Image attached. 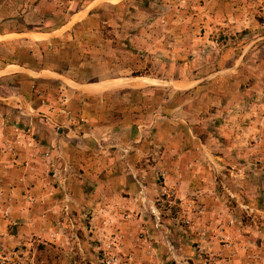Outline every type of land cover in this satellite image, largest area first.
<instances>
[{"label": "rangeland", "instance_id": "rangeland-1", "mask_svg": "<svg viewBox=\"0 0 264 264\" xmlns=\"http://www.w3.org/2000/svg\"><path fill=\"white\" fill-rule=\"evenodd\" d=\"M209 1L124 0L119 8L110 6L98 36L80 40L85 45L72 56L85 64L66 70L70 55L60 52L62 44L34 43L28 32L53 25L54 15L26 14L38 0H0V31L17 33L0 37V121L9 127L12 155L23 151L40 164L48 195L61 188L65 173L79 180L83 167L76 163H89L87 156L121 162L126 187L111 199L87 179L85 195L73 194L75 234L60 242L52 232L39 234L35 218L27 222L21 215L39 194L24 191L29 205H21L12 185L1 188L0 251L30 264H97L99 242L116 235L134 264H213L218 257L241 256L244 245L264 260V91L254 101L252 133L240 128L235 137L224 127L232 78L211 71L224 47L239 40L242 46L251 37L243 20H264V0H235L241 20L233 29L216 24L211 31L202 18ZM197 58L210 68L201 73V86L187 87L186 64ZM115 79L126 81L93 89ZM89 111L112 113L113 123L119 114L120 127L90 130L83 115ZM162 128L180 132L190 146L206 145L187 161L186 171L166 165L181 152L162 145ZM213 158L222 165L213 167ZM183 181L187 190L178 195ZM73 188L79 190L78 184Z\"/></svg>", "mask_w": 264, "mask_h": 264}, {"label": "crops", "instance_id": "crops-1", "mask_svg": "<svg viewBox=\"0 0 264 264\" xmlns=\"http://www.w3.org/2000/svg\"><path fill=\"white\" fill-rule=\"evenodd\" d=\"M123 1L124 0H38V3L28 6L26 14H29L31 9H34L42 13V15L49 17V19H51L50 16L53 14L54 21L51 26L28 31L30 33L29 35H31L30 39L38 44H47L50 42L62 44V50L60 52L63 53L65 50V52L67 51L70 55L67 60L66 70H72L73 68L78 70L77 67L84 65L85 60L81 61V59H79L75 61L72 56L77 54L80 47L85 45L82 44L80 40L88 39V41L91 42L94 36H98L100 33L98 30L99 21H103V16L106 13L105 9L110 6L119 8V6H122ZM219 1L220 0H210L208 5H204L202 11L203 27H207L209 31H211V29H216V24H224L229 27V29H233L236 26L234 22L241 20V17H237V5L235 0H229L224 6L222 5V7L219 6ZM206 9L211 11V13L205 12ZM59 16L62 17L58 18ZM243 22L244 29H249V32L252 33L251 37L246 39L245 44L242 46H240L242 41L239 40L234 46L224 47L218 56L215 67L211 70L215 72L214 75H228L232 78L230 94L224 99V102L227 103L225 106L227 109L225 114L229 116L230 119L224 127H228L235 137H238L240 128L248 135L252 133V129L256 123V119L252 113L256 106L254 101L259 99L264 91V20L256 22L253 16L249 15ZM10 34L17 33L0 31V37ZM192 60L196 61V66H192L191 63H193V61L186 64V75H184L182 83L187 85V87H199L206 79V77H203L201 80V73L208 71L210 65L206 63L205 58H202V60L199 58ZM74 64H78V66L73 67L72 65ZM193 71H195L196 74L193 75ZM68 92L73 93V90L70 88ZM83 115L87 119L89 129L101 133L114 131L120 127L119 124L122 122L119 114H117L115 117L116 120L113 123V119L111 121L110 116L114 118V115L112 113L105 114V111H89L84 112ZM162 129H165V134L159 138V141L161 140V143H163L162 145L165 147H173L181 152L178 159L175 160L172 158L166 165L173 168V170L186 171L187 161L191 159L194 161V158L200 155V145H203L204 148H206V145L200 141L199 143L194 142L193 145L190 146L180 132H174L173 128L170 130L168 128ZM162 129H159V131ZM9 133V127L4 126L3 122L0 121V189L2 188L5 190L8 185H12L14 188L12 192L15 195L14 199L18 200L21 205H29L27 203L28 199L25 200L24 198V191H26V194L28 190H30L31 193L39 194L37 198L34 199L35 204H32L31 207L24 206L25 209L21 215L27 222H29L30 217L35 218L36 231L41 235L43 234L45 237H48V233L52 232L54 240L60 242L64 240L65 237L75 234V231L72 229L75 225L71 213V209L74 207L73 194L80 193L81 196L85 195L86 187H84L83 184L87 182V179H89L88 184H92L93 181L99 183L107 196L111 199L115 197L119 198L121 192L126 188L124 177L119 171V166L122 165L121 162H117L116 165H110L109 157H104L103 159V156H101V162L97 163L93 157L87 156L89 163L86 161L81 164L74 162L76 163V168L78 166L83 167V173L80 179L78 180V177L74 174L69 172L65 173L63 177L65 180L64 183L62 182L63 185H61V188L59 187L56 190L57 193L55 195H48L49 186L47 187L48 184L44 183L45 180L42 177L44 173L43 168L40 167V164L33 163L32 159L27 158L23 151L20 152L18 156L12 155L8 147L9 144L6 142L8 139L6 135ZM237 144L238 143L233 144L235 149ZM250 145L252 146V144ZM248 146L249 143L246 147ZM20 150L22 149L20 148ZM210 155L221 158V155L215 156L212 153H210ZM212 162V166L215 168L222 165V163L219 160H215V158H213ZM67 165L73 167L72 165ZM194 168L195 166L193 169ZM69 169L70 168H68V170ZM193 175L194 174H192V176ZM184 176H186V173L183 172V178ZM185 182L186 181H183L181 184V193L178 191V195H185L187 190ZM76 184H78L79 190L73 188ZM71 190H73V192H71ZM59 194H61L60 198L57 197ZM64 208H67L65 212ZM66 221L68 223V228H64ZM32 230L33 229L28 226L25 231L29 233Z\"/></svg>", "mask_w": 264, "mask_h": 264}, {"label": "built area", "instance_id": "built-area-1", "mask_svg": "<svg viewBox=\"0 0 264 264\" xmlns=\"http://www.w3.org/2000/svg\"><path fill=\"white\" fill-rule=\"evenodd\" d=\"M97 248V264H134L133 256L124 252L121 241L116 235L105 241H100ZM247 245L243 246V254L227 255L218 257L213 264H264L261 255L255 252L247 253ZM0 264H30L25 258L11 256L10 254L0 251Z\"/></svg>", "mask_w": 264, "mask_h": 264}, {"label": "bare ground", "instance_id": "bare-ground-1", "mask_svg": "<svg viewBox=\"0 0 264 264\" xmlns=\"http://www.w3.org/2000/svg\"><path fill=\"white\" fill-rule=\"evenodd\" d=\"M126 80L125 79H115V80H111V81H107V82H103L102 84L100 85H96L93 87V89H98V88H106L107 86H109L108 88H111L110 85H112L113 87V84H121V83H124ZM143 82H145V80H143ZM91 88V87H90Z\"/></svg>", "mask_w": 264, "mask_h": 264}, {"label": "trees", "instance_id": "trees-1", "mask_svg": "<svg viewBox=\"0 0 264 264\" xmlns=\"http://www.w3.org/2000/svg\"><path fill=\"white\" fill-rule=\"evenodd\" d=\"M19 64H21V63H19ZM22 65V64H21Z\"/></svg>", "mask_w": 264, "mask_h": 264}]
</instances>
